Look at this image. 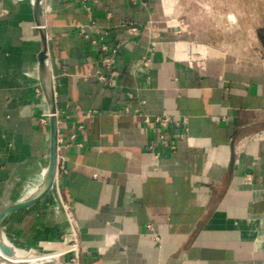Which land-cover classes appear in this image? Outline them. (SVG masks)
Instances as JSON below:
<instances>
[{
    "label": "crops",
    "instance_id": "0c3cea01",
    "mask_svg": "<svg viewBox=\"0 0 264 264\" xmlns=\"http://www.w3.org/2000/svg\"><path fill=\"white\" fill-rule=\"evenodd\" d=\"M172 3L51 0L59 171L46 199L5 220L19 245H66L70 221L81 264H264V68L219 70L214 59L246 58L203 51L189 25L169 19ZM40 30L31 0H0L6 188L50 160ZM114 48L115 76L102 62ZM12 220L36 244L10 234Z\"/></svg>",
    "mask_w": 264,
    "mask_h": 264
},
{
    "label": "rangeland",
    "instance_id": "374dc122",
    "mask_svg": "<svg viewBox=\"0 0 264 264\" xmlns=\"http://www.w3.org/2000/svg\"><path fill=\"white\" fill-rule=\"evenodd\" d=\"M184 3L186 9H183L180 1L177 3V0H173L168 17L174 23L179 18L181 25H183L182 21L189 25L186 30H189L194 39L198 40V45L203 51L215 50L246 58L237 60L214 59L213 62L219 70L226 68L227 71H238L242 64L256 70L264 68V45L258 40V28L264 26V0H186ZM174 32L180 35L183 33V29L179 28ZM198 55L200 56V54ZM205 60L202 58L200 61ZM5 182V179L0 180V194L6 189ZM10 185L11 189L8 190V193L15 194L19 190V180L12 181ZM8 193L6 197H8ZM38 205L27 212H21L19 214L20 219L24 218L27 213L34 212V215H38L40 209ZM16 223L14 220L9 223L10 234L24 236ZM2 230L8 233L6 228ZM24 237L30 243L36 244L33 239V231ZM63 241L66 242V245L70 244L67 239ZM50 245L51 242H46L40 245L41 248H32L40 252L65 246L64 244L62 246ZM59 263L76 264L75 261H72L71 255L67 257V260L60 258ZM79 264L81 263L79 262Z\"/></svg>",
    "mask_w": 264,
    "mask_h": 264
},
{
    "label": "water",
    "instance_id": "95a60500",
    "mask_svg": "<svg viewBox=\"0 0 264 264\" xmlns=\"http://www.w3.org/2000/svg\"><path fill=\"white\" fill-rule=\"evenodd\" d=\"M35 17L38 25L41 26V35L43 40V47L39 53V72L42 87L45 91L47 102L50 109V160L48 164L47 180L44 188L35 196L25 199L19 202H12L6 204L4 197L11 189V185L7 187L3 194L0 195V232L3 229L5 220L13 212L24 209L31 206L37 201L43 199L53 188L56 177L59 171V129H58V117L55 100V91L51 73L48 67V39L44 29L45 16L42 6V0H35L34 2ZM2 251L8 255H12V249L8 245L0 244Z\"/></svg>",
    "mask_w": 264,
    "mask_h": 264
},
{
    "label": "bare ground",
    "instance_id": "6f19581e",
    "mask_svg": "<svg viewBox=\"0 0 264 264\" xmlns=\"http://www.w3.org/2000/svg\"><path fill=\"white\" fill-rule=\"evenodd\" d=\"M34 2L35 0H31V3H33V5ZM47 173L48 165L45 164L41 165L35 171L26 173L25 175H21L19 178H17V180H19V190L15 194L8 193V197H6L5 195L4 202L6 204L12 202H19L37 195L46 184ZM55 184L56 180L54 182L53 187L55 186ZM49 193L44 199H46L50 195ZM66 216L68 218L67 213ZM69 227L71 234H75V230L72 228L70 221ZM1 243H3L4 245H8L12 249V255H6L0 247V264H60V258L67 260V257H69L71 254L78 252V248L76 245L54 247L51 250H43L39 252L38 250L32 247L26 248L24 246L19 245L8 235L6 231L3 230H1L0 232V244Z\"/></svg>",
    "mask_w": 264,
    "mask_h": 264
},
{
    "label": "built area",
    "instance_id": "2783aa9c",
    "mask_svg": "<svg viewBox=\"0 0 264 264\" xmlns=\"http://www.w3.org/2000/svg\"><path fill=\"white\" fill-rule=\"evenodd\" d=\"M134 1H137V0H134ZM145 1H147V0H145ZM50 2H51V0H42L44 16L46 15V13L48 11ZM129 31L131 33L136 34V33H138V27L136 25H134L133 23H130L129 24ZM103 49L107 50V48L105 46H103ZM116 51H117V49L114 48L111 51V54L107 53L102 59L104 69L107 72H109L111 75H114V76L117 75L118 72H117L116 69L113 68L115 60H114L112 52L114 53ZM149 61H150V59H147L145 61V63L148 64ZM98 77L102 81H105V82L107 81V77L104 74H100ZM157 120L160 121L161 123H163L164 125H166L168 122H170V119L168 117H165V118L158 117ZM63 205H64V209L66 210V213L70 217V214L67 211V205L65 203H63ZM67 242L70 243L69 245H76L78 247V252L71 254V258H72V261H75L76 264H79V262L81 263V261H80V253H79L80 246H79V241H78V237H77L76 233L69 235L67 237ZM77 261H79V262H77Z\"/></svg>",
    "mask_w": 264,
    "mask_h": 264
}]
</instances>
